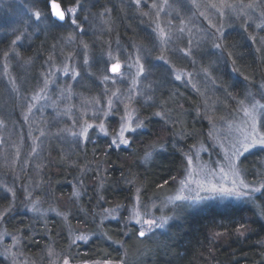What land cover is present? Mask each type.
<instances>
[{"label": "trees", "instance_id": "trees-1", "mask_svg": "<svg viewBox=\"0 0 264 264\" xmlns=\"http://www.w3.org/2000/svg\"><path fill=\"white\" fill-rule=\"evenodd\" d=\"M12 1L19 2L24 12L16 19L0 12V123L7 133L0 141L1 229L16 238L18 251L32 264H49L54 257L69 258L70 264L120 262L128 253V241L145 240L138 239L136 228L127 223L137 189L141 208L158 205L171 195L183 157L199 142L209 122L227 114L232 100L247 90L254 92L264 80L262 38L254 34L251 23L239 20L225 26L218 50L209 46L205 53L191 50L180 63L174 59L183 58L179 51L184 47L161 51L149 33L150 0L139 4L136 0H79L74 28L68 22L57 27L35 22L32 13L48 12L47 0ZM76 4L77 0H62L61 6ZM171 24L175 27L177 21ZM17 36L20 40L13 45ZM108 45L126 50L119 53L120 60L131 54L129 50L136 51L148 73L152 91L134 102L143 129L131 136L127 147L114 148L107 138L92 135L79 144L66 141L60 134L66 126L55 124L46 112L44 128H31L58 136L48 149L37 146L36 155L31 156L22 143L26 139L23 114L42 80L65 61H72L80 71L77 64L87 57L94 88L79 96L95 98L106 74ZM173 69L196 76L206 72L214 89L210 101L205 103L201 93L197 97L173 81ZM50 92L54 94V88ZM149 152L152 156L145 160ZM246 161L261 169L264 156L256 151L243 158L241 167ZM251 177L252 173L246 174L247 179ZM9 186L13 187L10 192ZM23 190L41 208L56 210L59 216L27 211ZM170 227V236L161 246L168 255L147 264H264V191L252 204L207 205ZM80 231L88 240L73 243L71 233ZM0 264L8 262L0 257Z\"/></svg>", "mask_w": 264, "mask_h": 264}, {"label": "rangeland", "instance_id": "rangeland-1", "mask_svg": "<svg viewBox=\"0 0 264 264\" xmlns=\"http://www.w3.org/2000/svg\"><path fill=\"white\" fill-rule=\"evenodd\" d=\"M19 2L12 0H4L0 3V12L6 11L5 17H14L24 12L23 8L19 6ZM155 5V7H153ZM213 5L215 7H213ZM224 5H232L231 8L224 7ZM251 5V7H249ZM149 12L146 13L147 21L149 23V33L155 39L156 46L161 49L170 47H184L179 52L183 55V58L177 57L176 61L180 60V63L188 57L189 53L194 50L203 52L207 46L211 50H218L216 47L219 44V40L222 37L225 26L231 23H235L239 20H243L245 24L251 23L253 26V32L255 35L260 36L261 46H264V0H150ZM187 12V13H185ZM223 12V16H221ZM187 14V15H185ZM35 20V16L33 17ZM175 19L177 21L176 26L171 24ZM172 20V21H171ZM68 25H71L70 21ZM159 26V27H157ZM174 27V28H173ZM227 27V26H226ZM163 29L165 33V40L162 41L159 35V30ZM183 29V31H181ZM126 52L124 49L116 51L112 46H106L105 55L107 56V63L105 66L106 74L100 80L101 93L96 95L93 99H87L80 97L86 90H93L92 85L93 76L88 72L89 63H85V60L81 64H77L80 67V71L75 69L72 61H65L62 67L58 68L50 75V78L42 80L39 92L31 99L29 104L25 105L26 114H23L24 120V138L23 144H27L30 149L31 156L36 155L37 146L40 150L48 149L52 145L51 141L56 140L58 135L48 136L46 131L35 132L37 126L42 125L44 128L46 124L43 122L46 112L50 113L53 120H56L55 124L65 125L66 128H60L61 135L68 142L85 143L86 140L79 135L82 126H85V122L93 124V128L89 131V135L99 136L107 138V141L112 145V139L119 131L122 117L130 116L134 121L132 127L135 128L136 124H140L134 102L138 100L142 95L148 94L151 90L149 84L151 83L148 73H143L142 76L137 77V67L133 66L129 68V65H135V61L139 58V55L133 53L124 56L123 60H120V52ZM186 53H188L186 55ZM205 53V51H204ZM203 53V54H204ZM140 59V58H139ZM96 62L98 59L95 60ZM119 61L122 64L121 73L111 74L108 71L110 64ZM141 62V59H140ZM67 66V74H65V67ZM83 71V72H81ZM199 73V72H198ZM180 76L181 79L177 80L176 77ZM108 76L107 81L104 77ZM187 70H172L171 77L173 81L185 86L192 94L198 97L197 93H201L205 103L210 101L209 95L214 92L212 86L208 83V77L206 72L201 71L196 77ZM135 80V84L133 83ZM45 81H48L47 85ZM58 81V82H57ZM54 88V94L50 92V89ZM43 90V91H42ZM152 91V90H151ZM254 92L249 90L242 93V97L232 100L231 110L221 116L220 119L212 120L214 123L209 122L206 132L202 137H198L199 142H196L195 147L191 148L187 155L183 157L182 168L178 176L174 179L173 190L171 195L166 197L164 202L156 205H152L147 208H141L139 210L145 213V219H156L161 216L172 217L166 226L165 230L153 229L151 233L146 234L144 237H138L141 229V224H137L135 220L130 219L133 206L136 205V201L130 206L127 213V223L136 228V234L138 239H145L141 242L128 241L126 250L127 255H124V259L120 262H85L82 264H147L152 263L158 258L167 256L166 252L161 251L162 242L170 236L168 228L175 226L179 223L184 215L194 212L207 205H242L252 204L253 199L259 193H254L250 198L235 199V198H220L201 200L199 203L192 207L185 206L183 209H174L172 204H168L169 197H175L177 195L193 196L195 197L198 191L195 181L204 180L205 178H211L210 173H216L217 176L213 180L214 183L219 182L220 169L224 168L228 170L229 160L226 159V154L231 157L233 144L242 138L243 132L251 131V121L244 115L243 108H252L254 104L264 106V80L254 87ZM116 93V96H113ZM39 94L38 99H34ZM113 100V110L109 112L107 116L104 115L108 112V100ZM201 100V98H200ZM203 101V100H202ZM243 101V105L240 103ZM127 105V108L125 107ZM31 108V111L29 109ZM161 116H159L160 118ZM256 128L257 131H261V126L264 125V107H257L255 111ZM52 120V121H53ZM101 120L105 122V127L108 135L105 136L99 132L98 125ZM58 121V122H57ZM65 123H62V122ZM53 123V122H52ZM31 126L34 130H32ZM58 126V125H57ZM231 126V127H230ZM30 127V128H29ZM56 127V125H55ZM62 129V130H61ZM143 127L136 128L134 132L126 133L128 139L131 138L136 132L142 130ZM43 133V135H42ZM76 133V135H73ZM211 133V135H210ZM5 126L0 123V141H3L4 135H6ZM130 136V137H129ZM59 139V138H58ZM61 140V139H59ZM26 146V147H27ZM114 148L127 147L121 145L119 147L112 145ZM19 148V147H18ZM12 149H14L12 147ZM35 149V151H33ZM260 151L264 156V150L258 146L248 153H245L243 157L237 161L241 170L242 178L245 183L250 186L258 187L261 182H264V162L262 168H258L252 162H244L245 165L241 167L239 164L246 156ZM40 152V151H39ZM14 159L17 156L13 153ZM188 157L192 158V168H188ZM17 161V160H16ZM14 162V161H13ZM190 172V175L187 173ZM252 173L251 178H246V174ZM181 180L191 181L181 186ZM231 177L226 183V186H231ZM9 192L13 187H7ZM25 205L30 213H36L41 215H56L59 216L58 211L43 209L35 201L31 200L26 190H23ZM201 196L210 195L207 192H200ZM179 203V202H177ZM147 229V225H144ZM85 235L82 231L77 233H71V241L86 242L83 240H77L76 237ZM86 236V235H85ZM89 238V236H87ZM15 237L6 234L0 226V257L5 259L8 264H32L26 261L20 252L18 251L17 240ZM218 240V239H217ZM64 259L54 257L50 260L49 264H63Z\"/></svg>", "mask_w": 264, "mask_h": 264}, {"label": "snow or ice", "instance_id": "snow-or-ice-1", "mask_svg": "<svg viewBox=\"0 0 264 264\" xmlns=\"http://www.w3.org/2000/svg\"><path fill=\"white\" fill-rule=\"evenodd\" d=\"M136 2L137 4H139L140 0H136ZM61 3H62V0H47L48 12L42 13L41 11H36L32 13V15L35 16V22L37 24L44 22L45 27H57L69 21L71 25H77L76 15L80 7L79 0H77L76 6L70 5L67 8H62ZM153 7H155V5H153ZM213 7L215 6L213 5ZM224 7L231 8L232 5H224ZM249 7H251V5H249ZM221 16H223V12H221ZM181 31H183V29H181ZM159 35H160L161 40L164 41L165 33L163 29L159 30ZM18 40H20L19 36H17L16 40L12 42L13 45H15ZM216 47L219 48L220 45L217 44ZM187 54L188 53H186V55ZM5 55H7V53ZM85 63L86 64L88 63L87 57L85 58ZM133 66L137 67L136 76L137 77L142 76L145 69H144V65L140 62L139 58L136 59L135 65H129L128 67L131 68ZM121 69H122V64L119 61H117L115 63L110 64L108 71L113 74H119L121 73ZM65 74H67V66L65 67ZM108 79H109L108 76L104 77L105 81H107ZM176 79L179 80L181 79V77L178 75ZM47 83L48 81H45L46 85ZM133 83L135 84V80H133ZM113 96H116V93H113ZM38 98H39V94L34 99H38ZM240 103L243 105V101H241ZM125 107L127 108V105H125ZM257 107H264V106L254 104L251 109L247 107L243 108L244 115L248 117L249 120L251 121V131L243 132L242 138L237 140L233 144L232 146L233 150H232L231 157H228L226 154V159L229 160L228 170L225 171L224 168L220 169L219 182L214 183L213 180L216 178L217 174L210 173L209 176L211 178H205L204 180L195 181V183L197 184V188H198V191L195 197L185 196V195H177L175 197H169L167 201L168 204H172L174 209H183V207L185 206L192 207L193 205L199 203L201 200H205V199H214L216 197H220V198H230L231 197V198H235L239 200V199L250 198L252 194L260 193L261 191H264V182H261L258 187L250 186L249 184L245 183L241 175V170L237 163V161H239L240 158L245 155V153H248L250 150L258 146L261 148V150H264V133L257 131V128H256L255 111ZM108 110H109L108 112L104 113L105 116H107L109 112L113 110V100L111 98H109L108 100ZM29 111H31V108L29 109ZM157 115L159 116L160 113H157ZM121 119H122V122L119 128V131L116 133V135L112 139V145H115L117 147L121 145L128 146L130 144V141L126 137V133L134 132L136 128L142 127V122H141L140 124H136V127L133 128L132 125L134 121L131 119L130 116H125V117H122ZM92 128H93V124L85 122V126H82L79 135L83 137L84 139H87L89 131ZM98 129H99V132L102 133L103 135L105 136L108 135V132L105 127V122L103 120H101L100 124L98 125ZM73 135H76V133H73ZM33 151H35V149H33ZM151 156H152L151 152L146 153L145 160L150 159ZM192 163H193L192 158L188 157V168L189 169L192 168ZM187 174L190 175V172ZM229 177H231L230 187L226 186V183L229 181ZM190 182L191 181H188V180H181L180 184L181 186H183L186 183H190ZM167 183L168 182L165 181V184ZM160 187H163V185H161ZM200 192H207L210 195L201 196ZM74 195H78V193H74ZM135 199L137 203L135 206H133L130 219L135 220L137 224H141L139 236L144 237L146 234L151 233L153 229L165 230L166 226L168 225L172 217L161 216L156 219H145L144 218L145 213H142L139 210V205H140V190L139 189H137V195ZM144 225H147V229L144 228ZM76 239L87 241L88 237L85 235H80V236H77ZM73 243H75V241H73ZM49 254L50 255L52 254L51 248H49ZM63 264H70L69 258H65Z\"/></svg>", "mask_w": 264, "mask_h": 264}, {"label": "water", "instance_id": "water-1", "mask_svg": "<svg viewBox=\"0 0 264 264\" xmlns=\"http://www.w3.org/2000/svg\"><path fill=\"white\" fill-rule=\"evenodd\" d=\"M110 73H111V72H110ZM111 74H113V73H111ZM138 237H140L139 234H138ZM140 238H141V237H140Z\"/></svg>", "mask_w": 264, "mask_h": 264}]
</instances>
